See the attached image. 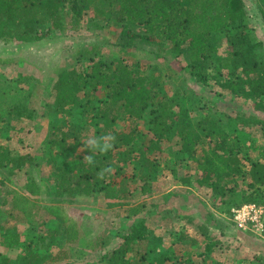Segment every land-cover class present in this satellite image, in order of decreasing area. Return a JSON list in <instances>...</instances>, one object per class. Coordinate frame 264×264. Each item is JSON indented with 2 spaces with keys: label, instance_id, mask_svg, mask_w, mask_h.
Returning a JSON list of instances; mask_svg holds the SVG:
<instances>
[{
  "label": "trees",
  "instance_id": "16d2710c",
  "mask_svg": "<svg viewBox=\"0 0 264 264\" xmlns=\"http://www.w3.org/2000/svg\"><path fill=\"white\" fill-rule=\"evenodd\" d=\"M258 1L264 19V0ZM85 21L101 30L107 25L116 27L121 53L157 48L155 57L163 59L164 64L162 67L124 58L96 59L94 54L99 49L95 45L91 50H78L76 64L58 69L50 78L49 108L54 116L42 144L45 161L31 153L14 155L7 145L0 146V169L6 170L9 178L22 172L26 176L21 190L5 192L1 205H11L6 211L8 218L17 219L18 213L40 229L48 225L38 233L36 243L25 240L18 232L3 230L1 247L22 249L14 264L69 259V252L61 251L60 244L76 245L82 239L80 226L62 206H45L40 216L34 203L45 194L59 197L58 203L66 198L101 195L107 208H125L124 220L130 231L123 232L119 244L106 253L102 259L105 264H167L170 255L161 247L163 239L149 229L146 218L136 219L146 203L134 205L137 192L142 196L152 194L166 141H176L180 147L177 161L188 163L196 172L197 184L210 188L228 210L249 203L264 205V162L242 155L247 138L238 135L242 127H258L264 138V116L239 114L229 127L208 115L194 122L191 112L201 105L189 96L188 78L182 77L188 75L196 83L207 85L209 71H215L212 79L223 91L253 102L254 108L264 115L263 45L250 28L245 2L0 0V41L5 44L41 42L52 34L78 31ZM219 36L226 42L222 53ZM170 56L183 57L185 65L174 69ZM86 58L87 67L82 64ZM165 71L181 78V84L174 85L173 91L167 87ZM15 82L16 85L5 87L0 84L3 102L7 90L19 94L21 85H27V78L20 76ZM10 105L4 130L11 129L14 120L34 119V112L26 109L21 100ZM77 116L80 123L75 121ZM146 119L151 137L141 128ZM119 123H124V128H119ZM103 134L115 137L114 147L106 154H96L95 166H90L84 156L91 153L81 149L89 137ZM42 163L48 167L47 181L54 184L53 191L43 190L35 175ZM105 167H112L114 172L98 178ZM241 179L248 181L244 193L239 187ZM132 217L135 218L131 220ZM110 236L96 237L98 246ZM90 244L94 248V242ZM149 255L154 258L150 260ZM11 263L10 258L3 257L2 264Z\"/></svg>",
  "mask_w": 264,
  "mask_h": 264
},
{
  "label": "rangeland",
  "instance_id": "374dc122",
  "mask_svg": "<svg viewBox=\"0 0 264 264\" xmlns=\"http://www.w3.org/2000/svg\"><path fill=\"white\" fill-rule=\"evenodd\" d=\"M243 1L249 14L250 28L258 40L262 42V50L264 51V19L260 12L261 3L258 0ZM118 31L112 25H107L104 30H101L95 27L94 23L85 21L78 31L52 34L50 38L33 44H5L0 41V58L9 62L0 66V72H2L0 74L6 76L8 81L11 80L10 82L17 79L19 74L27 78V85H25L26 87L24 89H19V94L14 91L9 92L10 101L14 103L21 100L24 104H28L37 109L34 119L14 120L12 123L13 126L9 130H4L7 126V119L1 116L0 146L7 145L14 155L31 153L41 161H45L47 156L43 152L42 144H45L44 140L52 127L51 122L54 116L49 108L52 101L49 94V80L56 74L58 69L74 66L76 64L74 58L80 49L91 50L93 46L97 45L99 50L94 54L96 59L100 57L107 60L124 58L130 62H136L138 60L142 65L160 64L163 67L164 60L156 59L155 57L154 51L157 48L134 49L126 55L121 53L117 44ZM218 44L221 47L220 50L222 53L226 46L225 39L222 36L218 37ZM173 57L170 56L171 67L178 70L181 64L185 65V59L183 57L180 59H173ZM88 63L89 58L82 61V64L86 65L85 67H87ZM165 74V81L170 91H173L174 85L181 84V78L178 75L171 73V71H167ZM208 75L210 79L207 85L196 83L188 75L182 76L188 78L189 96L195 98L196 103L201 105V110L197 109L191 112L194 122H199L204 116L208 115L216 120L218 124L229 127L234 123V119L239 114L264 116L254 108L253 102L234 97L223 91L215 80L212 79L216 75L215 71H209ZM14 85L16 84L14 83ZM80 95L82 97L84 94L81 93ZM147 120L141 122V128L148 137H151ZM75 121L80 123V116L75 117ZM118 127L124 128V123H119ZM238 135L247 138V142L244 144L245 152L242 154L243 156L246 154L252 160H262L264 158V138L258 127H242L238 130ZM179 149L180 147L176 145V141H166L163 143V152L160 154L162 158L161 172L153 183L152 194L142 196L137 192L134 200V205L142 202L146 203L143 213L136 219L146 218L149 229L154 230L157 235H161L165 231L168 234L171 230V224L177 227L175 223L169 220L171 216L170 211L173 209L172 200H175L169 194V191L179 184L175 175L185 174L190 169L185 164L178 166L176 163L178 158L176 152ZM35 173L43 190L48 189L53 191L54 184L51 181H47L49 170L46 163H42L38 169H35ZM25 179L24 172L9 178L7 171L0 169V236L4 229H9L13 232H18L25 240H34L36 243L38 233L44 231L48 225L40 229L36 225L29 224L31 223L30 219H25L22 214L18 213H16L17 219L8 218L6 211L11 205H1L5 192L11 189L21 190ZM247 183V180H239V187L242 193L247 191ZM202 191L205 193L207 189H203ZM59 200V197L45 194L41 197L40 202L38 200L34 205L40 213V216H43V207L45 206L55 204L62 206L66 210L67 215L80 226L82 239L76 245L69 246L60 244L62 247L61 251L69 252L70 258L48 264H105L102 259L106 253L112 251L119 244L121 240L120 235L123 232L130 231L128 222L124 220L127 214L125 208H107L106 202L101 195L92 197L79 196L74 199L66 198L61 203H58L60 202ZM218 202V200L213 199L208 202V205L204 204L202 208L205 209L207 206H210L207 211L210 212V209H213L210 212L212 215L215 213L217 217H220L228 223L227 233L230 237H226V240H222L223 238L221 237L219 241L226 242L222 245V248L227 249L234 244L231 242L233 232L239 233L240 231V233L254 235L253 232L239 230L231 218L233 208L228 210L224 205L221 204L222 206H219L218 204L221 207L219 209L216 206ZM184 212L185 209L181 208L180 213L184 214ZM134 218L132 217L131 220ZM219 233L214 232L213 235ZM108 235L111 236L105 244L101 241L102 245L98 246L96 237ZM244 237L245 235L243 234ZM246 238L250 237L246 236ZM227 240L230 242H227ZM92 241L94 242V248L90 244ZM165 245L168 247L169 239H167ZM53 250H55V253L59 252L58 249ZM20 253H22V249L7 250L0 245V264L3 262V257L10 258L12 261L11 264H14L16 257ZM152 257L153 255L148 256L150 260H152Z\"/></svg>",
  "mask_w": 264,
  "mask_h": 264
},
{
  "label": "crops",
  "instance_id": "0c3cea01",
  "mask_svg": "<svg viewBox=\"0 0 264 264\" xmlns=\"http://www.w3.org/2000/svg\"><path fill=\"white\" fill-rule=\"evenodd\" d=\"M7 63L9 62L0 58V66ZM20 76L23 77L24 75L19 74L18 77ZM15 80L10 82L11 80L8 81L6 76L0 74V84L4 85L3 87L16 84ZM25 87L21 85V89ZM0 92V115L4 114L3 117L6 118L8 107L12 103L9 99V92L11 91L7 90L5 102L2 101L3 91L0 90ZM24 106L33 111L36 116L37 109L28 104H24ZM261 161L264 162V158ZM176 163L178 166L185 164L190 169L185 174L175 175L179 184L169 191V194L175 199L172 200L173 209L170 211L169 220L175 223L177 227L175 226V228L171 224L169 233L167 234L165 231L159 236L163 239L161 247L169 250L170 260L167 264H264V233H254V236L240 233V231L239 233L233 232L231 242L234 244L227 249L222 248L226 242L219 240L221 237L222 240L230 237L227 233L229 225L217 217L215 213L212 215L210 212L213 209H210V212L207 211L210 206L205 209L202 208L204 204L208 205V202L216 198L210 188L201 187L197 184L196 172L188 163L179 160H176ZM203 189H207V192L204 193ZM218 204L219 206L223 204L221 205L220 202L216 204L217 208L220 209ZM181 208L185 209L184 214L180 213ZM214 232L219 234L213 235ZM243 234L245 235L244 238ZM246 236L250 238H246ZM167 239H169L168 247L165 245ZM227 242L230 241L227 240Z\"/></svg>",
  "mask_w": 264,
  "mask_h": 264
},
{
  "label": "built area",
  "instance_id": "2783aa9c",
  "mask_svg": "<svg viewBox=\"0 0 264 264\" xmlns=\"http://www.w3.org/2000/svg\"><path fill=\"white\" fill-rule=\"evenodd\" d=\"M231 218L239 230L264 233V205L249 203L233 208Z\"/></svg>",
  "mask_w": 264,
  "mask_h": 264
},
{
  "label": "clouds",
  "instance_id": "9594fccd",
  "mask_svg": "<svg viewBox=\"0 0 264 264\" xmlns=\"http://www.w3.org/2000/svg\"><path fill=\"white\" fill-rule=\"evenodd\" d=\"M115 144V137L110 134H103L99 137H89L84 142L83 152H90L91 155L84 156V162L90 166H95L94 156L96 154H106L111 151ZM114 169L112 167H105L98 173V178L103 179L105 174H112Z\"/></svg>",
  "mask_w": 264,
  "mask_h": 264
}]
</instances>
